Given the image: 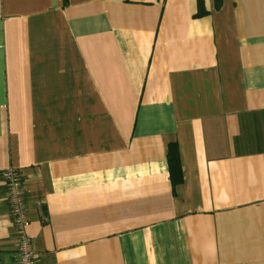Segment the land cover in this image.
<instances>
[{
	"label": "crops",
	"instance_id": "1",
	"mask_svg": "<svg viewBox=\"0 0 264 264\" xmlns=\"http://www.w3.org/2000/svg\"><path fill=\"white\" fill-rule=\"evenodd\" d=\"M10 167L36 264H264V0H0V264Z\"/></svg>",
	"mask_w": 264,
	"mask_h": 264
},
{
	"label": "built area",
	"instance_id": "2",
	"mask_svg": "<svg viewBox=\"0 0 264 264\" xmlns=\"http://www.w3.org/2000/svg\"><path fill=\"white\" fill-rule=\"evenodd\" d=\"M7 187V201L14 232L17 238L16 264H36L37 254L33 250L32 240L26 232L29 218L26 212V194L21 173L10 167L3 172Z\"/></svg>",
	"mask_w": 264,
	"mask_h": 264
},
{
	"label": "trees",
	"instance_id": "3",
	"mask_svg": "<svg viewBox=\"0 0 264 264\" xmlns=\"http://www.w3.org/2000/svg\"><path fill=\"white\" fill-rule=\"evenodd\" d=\"M222 0H215L216 8H219ZM168 164L173 188L182 181V168L176 143L168 145Z\"/></svg>",
	"mask_w": 264,
	"mask_h": 264
}]
</instances>
